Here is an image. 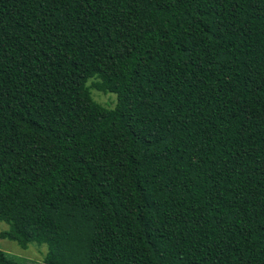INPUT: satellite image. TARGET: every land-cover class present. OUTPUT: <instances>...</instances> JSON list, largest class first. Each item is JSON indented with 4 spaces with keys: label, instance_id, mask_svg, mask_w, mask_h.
I'll return each mask as SVG.
<instances>
[{
    "label": "trees",
    "instance_id": "16d2710c",
    "mask_svg": "<svg viewBox=\"0 0 264 264\" xmlns=\"http://www.w3.org/2000/svg\"><path fill=\"white\" fill-rule=\"evenodd\" d=\"M0 222L47 247L0 264H264V0H0Z\"/></svg>",
    "mask_w": 264,
    "mask_h": 264
},
{
    "label": "rangeland",
    "instance_id": "374dc122",
    "mask_svg": "<svg viewBox=\"0 0 264 264\" xmlns=\"http://www.w3.org/2000/svg\"><path fill=\"white\" fill-rule=\"evenodd\" d=\"M93 99L99 104L109 108H113L116 103V97L114 95L103 94L96 91H93ZM7 229L8 225L4 222H0V233ZM0 251L5 252L17 260L21 259L27 262L40 263L47 253V247L45 245L38 246L35 243H31L25 250H22L15 242L0 239Z\"/></svg>",
    "mask_w": 264,
    "mask_h": 264
}]
</instances>
